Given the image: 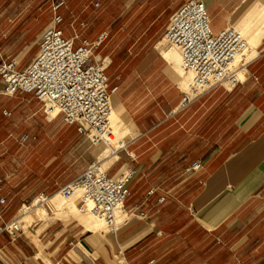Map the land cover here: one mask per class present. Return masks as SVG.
<instances>
[{
    "label": "crops",
    "instance_id": "0c3cea01",
    "mask_svg": "<svg viewBox=\"0 0 264 264\" xmlns=\"http://www.w3.org/2000/svg\"><path fill=\"white\" fill-rule=\"evenodd\" d=\"M50 1L46 0L50 12L38 13L27 4L16 15L17 11H12L14 3L6 6V0H0V65L15 60L17 70L25 71L39 52L44 30L57 17L61 19L57 27L76 46L85 40L95 42L104 34L109 39L107 32L95 39H80L77 30L65 25L71 17L68 3ZM187 1L109 0V5L123 4L124 19L150 21L151 31L159 28L164 38L172 16ZM198 1L206 6L213 34L233 28L249 38L251 53L242 82L207 92L182 110L184 80L177 70L175 73L179 64L171 63L163 53L156 92L151 93L149 84L143 95V100L151 95L148 101H157V114L140 111L144 105L136 110L117 86H111L116 89L111 94V98L115 96V112L132 135L131 155L140 158L117 160L106 170L114 178L133 174L120 225L113 232L102 231L87 223L83 216L88 215L80 214L78 208L76 214L71 212L72 207L66 215L56 217L55 213H48L55 208L52 203L41 209L47 213L44 220L36 212L32 213L33 223L27 227L21 220L23 233L18 239L11 240L0 232V264H264V0ZM2 91L0 77V99L6 101V105L0 106V121L10 116L16 122L25 106L22 102L33 95L6 96ZM165 91L167 96L160 97ZM35 109L24 110L27 120L37 114ZM185 115L189 121L202 119V128L196 132L207 137V144L200 154L192 150L188 156H177L176 152L168 155L171 145L176 144V133L192 129L187 131L183 125H171L172 142L165 137L155 144L150 142L154 131L157 135L165 133L170 128L166 123L178 122ZM14 127L11 134L26 128L18 122ZM28 127V133L19 137L21 144L30 142L35 123ZM155 146L154 155L150 150ZM29 148L33 149L31 145ZM10 161L14 166L12 172L0 171V196L8 202L0 231L15 217L13 210L25 195V181L31 175L21 174L20 167L30 165L32 160ZM59 161L45 160L44 167L52 174L62 165ZM93 162L85 161L70 183ZM106 162L103 160L102 166ZM3 165L4 161L0 170ZM168 182L177 183L169 186ZM16 197L20 199L17 201ZM163 239L168 240L162 242ZM176 242L182 246L180 250L171 248L167 253L166 247ZM176 255L178 261H174Z\"/></svg>",
    "mask_w": 264,
    "mask_h": 264
},
{
    "label": "built area",
    "instance_id": "2783aa9c",
    "mask_svg": "<svg viewBox=\"0 0 264 264\" xmlns=\"http://www.w3.org/2000/svg\"><path fill=\"white\" fill-rule=\"evenodd\" d=\"M60 22L57 17L44 30L39 52L25 71L17 70L15 60L0 65L2 92L6 96L33 95L48 111L60 115L66 126L76 127L93 147H105L108 157L117 156L127 146L116 141L111 125V94L116 89H111L105 62L94 56L108 36L104 34L95 42L85 40L76 46L57 27ZM163 41L180 52L181 68L190 78L180 103L182 110L207 92L242 82L249 63L250 42L233 28L213 34L203 2L187 1L172 16ZM132 177L133 174L114 178L96 161L79 178L60 188L58 194L65 200L77 197L80 214L97 218L113 232L120 225L117 218L124 212ZM47 201V195L40 194L28 206L26 201L21 210H25V215ZM7 207L6 198L0 196V220ZM0 232L11 240L18 239L23 233L21 220L6 222Z\"/></svg>",
    "mask_w": 264,
    "mask_h": 264
},
{
    "label": "rangeland",
    "instance_id": "374dc122",
    "mask_svg": "<svg viewBox=\"0 0 264 264\" xmlns=\"http://www.w3.org/2000/svg\"><path fill=\"white\" fill-rule=\"evenodd\" d=\"M47 1L51 2L50 0ZM53 1L56 2L57 0ZM58 1L62 2L63 0ZM64 1L68 3V17L71 16L66 20L65 25L71 27V29L77 30L80 39H95L98 34L102 32H107L109 34V39L95 51L94 56L95 59L105 62L104 64L107 66L106 74L109 78L110 86H117L123 98L128 99L136 110H139V108L144 105L140 111L145 109V112L157 114L159 107L157 101H148L151 95L143 100V95L146 93V88H148L149 84H152L151 93L156 92L158 82L156 78L164 64L161 54H163L165 50L175 51V49L168 46L163 41V38H161V30L156 28L152 32L150 29L152 22L150 21H131L124 19L123 4L117 6L109 5V0ZM97 2H100L101 6H95ZM13 3L14 9L12 11L20 10L21 6L24 7L27 4L31 6V10H37L38 13L51 11V8L46 5V0H6V6ZM40 7H42L41 10H39ZM18 13L19 11L15 12L16 15H18ZM245 37L249 40L246 35ZM6 55L15 56V54ZM180 64L181 59L179 62L180 72H178L184 80L182 86L183 90L186 91L190 78L183 72ZM166 92L167 91L159 96H167L168 93ZM33 98L32 96V98L29 97L23 101L22 105L25 106L19 111L18 115L16 114V122L26 126L25 131L20 129L11 134V130L15 128L14 123H16L13 117H4V119L0 121V143L3 142V145H0V163L4 161V165L0 171L7 173L12 172L14 166L10 160H32L30 165H23L20 167L21 174L31 175L25 181V184L28 186L24 191L25 195L21 198V201H19L18 207H15L13 210L12 217H15L10 219H23L22 221L25 227L33 223V212H36L41 220H44L47 217V213L41 212V209H47L52 203L55 205V208L49 210L48 213H55L56 217L66 215L65 212L70 209V207H72L73 210L71 212L76 214L78 208L76 198L65 200L61 196L55 197V195L59 193V187H63V185L70 183V180L76 176L85 161L95 160V162H101L102 165V161L106 160L108 162L104 163L102 167L107 170V168H110V166L112 167L111 164L117 160H140L139 157L136 159L131 155L133 151L130 150L129 146L132 142V135L127 131L124 125L121 126L118 135H115V137L116 141L123 142L127 146V149L121 151L117 156L108 157L110 153L105 147H93L89 140L82 137L77 132L75 127L66 126L60 115L56 113L54 117L53 111H48L41 102H37ZM111 99L114 107L115 96ZM3 104L6 105V101L0 99V106ZM28 107H30L33 112L34 108H36L35 110L37 112V114L29 120H27L28 117L24 115V110H28ZM34 123L35 129L30 134V142L23 144L18 142L21 134L25 132L28 133V125ZM201 123L202 119H199V117L189 121L185 115L181 120L178 119V122L171 121L168 124L166 123V127L170 126V128H168L165 133L157 135V131H154L149 136L150 142L155 144L158 139L162 140L163 137H165L166 141L172 142L171 125L174 124L176 127L183 125L187 131L189 127L192 129L188 133H176V144L175 146L171 145L168 155L170 156L176 152L177 156H179V154L180 156H188V153L192 150L196 151V154H200L207 144V142H205L207 137L204 136L203 133L196 132V129L202 128ZM29 145H31L33 149H30ZM150 152L155 155L156 146L153 150L151 149ZM45 160H60L59 162L62 160L63 163L51 174V171L44 167L43 161ZM65 169H67L66 172H64ZM58 178L60 181H58ZM176 183L177 182H168V185L170 186ZM40 193H45L48 200L52 199V202L49 201L46 204L44 203V206L31 208L29 212L27 211L28 213L24 215L23 213L25 210H21L22 206L26 201L28 202L27 206L31 204ZM18 199L20 198L16 197L17 201ZM56 210H59V212H56ZM83 217L87 223L93 224L97 229L99 228L102 231L110 230L97 218L92 216ZM167 240L168 239H163L162 242ZM181 247L179 242H176L168 245L166 247V252L168 253L171 248H177V251H179ZM173 254H175V252H173ZM178 258L179 255H176L174 261H178ZM172 259L173 257H171V260Z\"/></svg>",
    "mask_w": 264,
    "mask_h": 264
},
{
    "label": "bare ground",
    "instance_id": "6f19581e",
    "mask_svg": "<svg viewBox=\"0 0 264 264\" xmlns=\"http://www.w3.org/2000/svg\"><path fill=\"white\" fill-rule=\"evenodd\" d=\"M164 55L170 60L171 63H175L176 65L179 64L180 55H179V53L176 50L175 51L165 50L164 51ZM176 70L179 71L178 66H177V68H175V73H176ZM178 77H180V76H178ZM53 116L54 117L56 116V112H53ZM111 125H112L114 136L118 135L119 129L121 128L122 124H121L120 119L118 118V116H117V114L115 112V109H113V112H112ZM115 139H116V137H115ZM121 217H122V215L117 218V220H118L117 224H119L121 222Z\"/></svg>",
    "mask_w": 264,
    "mask_h": 264
}]
</instances>
